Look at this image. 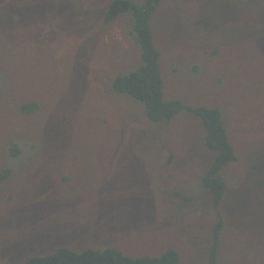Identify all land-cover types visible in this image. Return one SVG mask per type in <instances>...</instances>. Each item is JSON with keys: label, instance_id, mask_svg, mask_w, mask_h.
I'll use <instances>...</instances> for the list:
<instances>
[{"label": "rangeland", "instance_id": "374dc122", "mask_svg": "<svg viewBox=\"0 0 264 264\" xmlns=\"http://www.w3.org/2000/svg\"><path fill=\"white\" fill-rule=\"evenodd\" d=\"M111 1L0 0V170L25 151L0 181V264L59 246L210 264L218 225L214 264H264V0H161L150 21L164 99L222 113L218 207L201 120L151 124L112 91L140 49L128 15L104 25Z\"/></svg>", "mask_w": 264, "mask_h": 264}, {"label": "trees", "instance_id": "16d2710c", "mask_svg": "<svg viewBox=\"0 0 264 264\" xmlns=\"http://www.w3.org/2000/svg\"><path fill=\"white\" fill-rule=\"evenodd\" d=\"M161 0H145L138 4L129 0H112L107 7L103 23L107 25L123 15H128L133 26L136 44L140 49L139 64L127 72L116 74L111 82L112 91L116 95L127 96L144 104V115L151 124H169L183 109L196 119H200L205 129L204 145L214 154V159L201 182L211 193L214 206L218 207L224 193L222 171L231 163L236 162L234 148L228 140V132L222 113L217 108L187 107L184 108L177 100L164 99L163 81L159 70V52L154 46L153 31L150 25L152 15L159 8ZM31 107H34L33 105ZM23 109V107H22ZM24 112H29L24 106ZM23 143V141H21ZM15 143L9 150L16 156L9 160L15 161L25 151ZM21 149V150H20ZM7 161L9 167L0 170V181H5L15 170L14 165ZM226 169V168H225ZM218 225L211 244L210 264L216 258ZM22 264H181L178 253L173 249L165 250L157 257L132 258L123 255L113 248L74 251L63 246L44 256H31Z\"/></svg>", "mask_w": 264, "mask_h": 264}]
</instances>
